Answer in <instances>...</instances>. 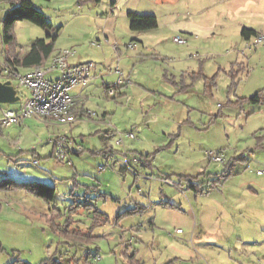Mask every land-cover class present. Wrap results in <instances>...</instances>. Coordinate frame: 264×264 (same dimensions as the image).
Listing matches in <instances>:
<instances>
[{
	"label": "rangeland",
	"instance_id": "1",
	"mask_svg": "<svg viewBox=\"0 0 264 264\" xmlns=\"http://www.w3.org/2000/svg\"><path fill=\"white\" fill-rule=\"evenodd\" d=\"M33 1L54 29L16 20L13 50L51 32L54 52L75 50L71 62L97 63L83 94L99 116L5 125L3 109L18 108L29 92L21 87L20 100L0 103V179L29 183L0 186V264H264V95L241 99L264 88V45L251 49L241 34L243 26L264 33V0ZM10 6L0 0L1 60ZM129 9L156 15L158 27L131 30ZM116 67L132 73L127 99L106 93ZM108 129L121 132L124 144ZM59 132L83 146L70 163L50 156ZM124 147L136 163H126ZM148 161L155 169L119 172ZM30 182L42 184L40 194Z\"/></svg>",
	"mask_w": 264,
	"mask_h": 264
},
{
	"label": "built area",
	"instance_id": "2",
	"mask_svg": "<svg viewBox=\"0 0 264 264\" xmlns=\"http://www.w3.org/2000/svg\"><path fill=\"white\" fill-rule=\"evenodd\" d=\"M174 40L184 43L186 39L181 36H175ZM263 45L264 33L257 34L248 40V46L251 49H256ZM74 52V50L69 49L62 50L53 55L44 65L34 66L26 72H21L17 68L10 66H4L0 69V78L11 79L13 83L14 80L18 81L17 93L19 95L21 87L26 88L29 92L18 108L3 109L2 122L5 125L33 117L44 120L58 118L63 121L73 118L72 108L76 105V98L70 93V90L77 85L87 83L93 78L96 67V63L93 61L70 64L68 58ZM115 71L119 77L114 83L106 84L107 95L115 96L118 85L125 80L130 81L121 69L116 67ZM88 115L89 117L99 116L96 111L91 110L88 111ZM116 135L117 138L119 137L117 143L124 144L123 134L119 132V136L118 133ZM125 135L134 138L135 132L130 129ZM74 146L77 152H83V146L77 144L73 138L63 134L58 135L54 140L53 156L70 163L69 150L73 149ZM121 154L124 156L126 163L137 162V157L133 156L130 158L126 148ZM212 157L218 161L224 159L219 152H214ZM178 231H181V229H178Z\"/></svg>",
	"mask_w": 264,
	"mask_h": 264
},
{
	"label": "trees",
	"instance_id": "3",
	"mask_svg": "<svg viewBox=\"0 0 264 264\" xmlns=\"http://www.w3.org/2000/svg\"><path fill=\"white\" fill-rule=\"evenodd\" d=\"M128 17L130 20V28L133 31L150 30L158 26V17L153 14H141L134 11H129ZM18 19H27L43 28H47L49 30L54 29L53 24L47 20L45 13L35 4L33 0H11V6L6 11V14L3 19L4 28L2 34L4 43L8 45L6 50L9 52L10 56L8 57V60L5 62V64H2L0 62V69L3 68L4 66H10L16 68L15 66L20 65L22 67L29 68L37 65H44L53 55L56 54L54 50H55V41L58 35L48 32L46 37L35 38L31 42L29 49L26 50L25 52L15 53L11 55L12 51H14L13 47L15 44V35L13 32V28H14V23ZM241 33L244 36V38L249 39L252 36L260 34L261 32H259L255 28L243 26ZM263 95H264V88L258 90L255 94L251 95L250 97H244L241 99L249 100L251 102H258L262 100ZM73 109L74 107L72 108V111ZM80 114L89 116L88 111L86 113L84 110ZM235 159L236 158H234L233 161H235ZM232 165L233 163L230 166L232 167ZM30 183H32L33 185L31 190L37 194H40L42 184L40 182H30ZM28 184H29L28 182H24V183L15 182L13 179L9 177L0 179L1 188L9 187L10 185L26 186ZM130 261L131 263L135 262L134 259L132 260L131 258ZM11 264H31V263L19 258L13 261ZM39 264H62V262H59L53 258H47Z\"/></svg>",
	"mask_w": 264,
	"mask_h": 264
},
{
	"label": "crops",
	"instance_id": "4",
	"mask_svg": "<svg viewBox=\"0 0 264 264\" xmlns=\"http://www.w3.org/2000/svg\"><path fill=\"white\" fill-rule=\"evenodd\" d=\"M177 1L178 0H163V1H159V0H156V4H166V5H168V6H173L174 4H176L177 3ZM129 11H133L132 9H129L128 11H127V16H128V12ZM135 12V11H134ZM129 18V17H128ZM130 21V20H129ZM130 23V22H129ZM158 27V26H157ZM156 27V28H157ZM150 30H152V29H150ZM139 31V30H138ZM242 34V33H241ZM243 36V35H242ZM253 37V36H252ZM243 38H244V36H243ZM244 39H246V38H244ZM247 40H249V39H247ZM30 47V46H29ZM29 47L27 48V49H25V50H21L20 52H16V51H12V53H11V55H13V54H15V53H23V52H25L26 50H28L29 49ZM119 49V48H118ZM62 50H65V49H61V48H59L55 53H58V52H60V51H62ZM7 51V50H6ZM75 51V50H74ZM75 54H77V52L75 51L74 52V54H72L69 58H71V57H73ZM118 61H120V63L123 61V59L125 58V52L123 53L121 50H119V52H118ZM123 54V57H121V55ZM10 55H9V52L7 51L6 53H5V55H4V59H0V62L2 63V64H5V62L8 60V57H9ZM68 58V61H69V63L70 64H77V63H74V62H71L70 61V59ZM94 62V61H93ZM78 63H82L81 61H79ZM18 70H20L21 68H23L24 69V72H26V71H28L29 69H31L32 67H29V68H25V67H22V66H20V65H17V66H15ZM97 70H98V68H97V63H96V67H95V70H94V77L93 78H91L87 83H85V84H81L82 86L80 87V89H77V90H74V91H72L73 90V88L70 90V93L76 98V105L74 106V109H73V118L71 119V120H67V121H63V120H60V119H58V118H51V119H48V120H44V122H45V124L49 127V125H65V124H71L72 125V123H76V121H79V120H81L82 118H92V117H89V116H87V115H81L80 113L84 110L86 113H87V111H89V110H91L87 105H86V100H87V95H84L83 94V92H84V90L86 89V87L93 81V80H95L96 78H97ZM21 71V70H20ZM123 72H125V76L127 77V78H129L130 79V81L129 80H125L124 82H122V83H120L119 85H118V87H117V93H116V95L114 96V98H122V99H127V97H128V91H130L131 89H132V84H133V78H132V73H130V72H127V71H123ZM106 83L104 82L103 83V85H105ZM107 84H109V83H107ZM76 87V86H75ZM74 87V88H75ZM144 87V89H146V90H149V88L147 89L145 86H143ZM150 90H152V89H150ZM153 91V90H152ZM152 109V106H150V110ZM92 111V110H91ZM108 111H105L104 113H103V116L104 117H106V116H108ZM151 120V122L150 123H155V120H156V118H150V117H148V119H147V121L148 120ZM150 123H148V124H144L143 126H145L146 127V125H148L149 127H150ZM131 129H133L134 130V125H132V127H131ZM104 132L106 133V134H108V136H109V139H113L115 136H116V134H115V130L114 129H108V130H104ZM61 134H63V135H66V136H68V137H70V138H74L72 135H69V133H67V132H59L58 134H56V135H54L53 137H51V142H52V145H53V147H54V139H56V137L58 136V135H61ZM175 134H172V135H170L171 137L172 136H174ZM128 137V136H127ZM130 139H133V138H131V137H129ZM135 138V137H134ZM176 138V137H175ZM177 139V138H176ZM156 142H159V141H153V143L155 144ZM175 142V141H174ZM76 146V145H75ZM74 146V148L73 149H71V150H69V156H70V159H72V156H81V154H82V152H77L76 151V147ZM157 148V147H156ZM113 149V146L112 145H106V147H105V151H106V153L107 152H112V151H114V150H112ZM53 150H54V148L52 149V152H51V154H50V156L52 155L53 156ZM115 152H118V151H115ZM105 153V154H106ZM34 159H35V161H39L40 162V156L35 152L34 153ZM149 162V161H148ZM194 163H196V162H194ZM164 164H167V163H164ZM154 167H156L155 165H154V163H151V162H149V163H146L145 164V166H144V168H139V169H134V168H129L128 166H121L120 168H119V172H122V173H124L125 175H128V174H135V175H137V174H139V175H141V173H138V172H140V171H142V170H147V169H149V168H154ZM161 166H158V168H160ZM155 169V168H154ZM153 171V170H152ZM77 172V171H76ZM75 175H77V173L75 174Z\"/></svg>",
	"mask_w": 264,
	"mask_h": 264
},
{
	"label": "water",
	"instance_id": "5",
	"mask_svg": "<svg viewBox=\"0 0 264 264\" xmlns=\"http://www.w3.org/2000/svg\"><path fill=\"white\" fill-rule=\"evenodd\" d=\"M17 85L11 79L0 80V103H13L20 99Z\"/></svg>",
	"mask_w": 264,
	"mask_h": 264
}]
</instances>
